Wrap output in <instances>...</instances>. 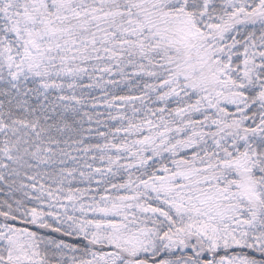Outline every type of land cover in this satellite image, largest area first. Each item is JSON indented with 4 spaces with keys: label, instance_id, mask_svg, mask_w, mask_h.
Instances as JSON below:
<instances>
[{
    "label": "snow or ice",
    "instance_id": "1",
    "mask_svg": "<svg viewBox=\"0 0 264 264\" xmlns=\"http://www.w3.org/2000/svg\"><path fill=\"white\" fill-rule=\"evenodd\" d=\"M0 264H264V0H0Z\"/></svg>",
    "mask_w": 264,
    "mask_h": 264
}]
</instances>
